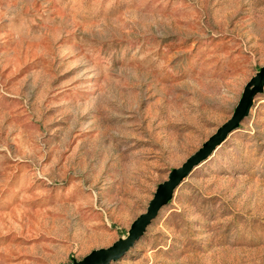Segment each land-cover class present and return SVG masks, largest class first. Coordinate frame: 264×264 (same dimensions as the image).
Masks as SVG:
<instances>
[{
	"label": "rangeland",
	"instance_id": "obj_1",
	"mask_svg": "<svg viewBox=\"0 0 264 264\" xmlns=\"http://www.w3.org/2000/svg\"><path fill=\"white\" fill-rule=\"evenodd\" d=\"M264 66V0H0V264L124 238ZM112 264H264V93Z\"/></svg>",
	"mask_w": 264,
	"mask_h": 264
},
{
	"label": "water",
	"instance_id": "obj_2",
	"mask_svg": "<svg viewBox=\"0 0 264 264\" xmlns=\"http://www.w3.org/2000/svg\"><path fill=\"white\" fill-rule=\"evenodd\" d=\"M264 93V66L244 86L242 96L231 117L179 168L168 173L167 180L156 187L145 213L139 215L131 224L124 238L118 239L108 248L91 251L81 260L72 259L68 264H112L120 261L144 236L147 228L157 218L161 209L173 199L175 190L189 177L192 171L207 161L228 138L239 129L241 123L250 115L255 98Z\"/></svg>",
	"mask_w": 264,
	"mask_h": 264
}]
</instances>
